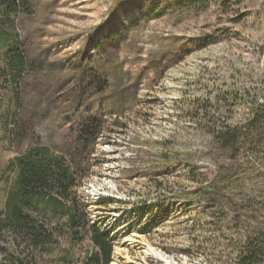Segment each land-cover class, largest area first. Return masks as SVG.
I'll use <instances>...</instances> for the list:
<instances>
[{
    "label": "rangeland",
    "instance_id": "rangeland-1",
    "mask_svg": "<svg viewBox=\"0 0 264 264\" xmlns=\"http://www.w3.org/2000/svg\"><path fill=\"white\" fill-rule=\"evenodd\" d=\"M26 1L16 17L0 8V54L17 34L30 64L23 142L8 141L0 81V187L31 145L73 153L74 126L92 113L103 126L76 157V192L114 239L110 264H232L264 233V148L230 151L217 135L264 99V0ZM65 220L46 216L55 242L40 264H85L95 250ZM2 236L0 260L13 247Z\"/></svg>",
    "mask_w": 264,
    "mask_h": 264
},
{
    "label": "trees",
    "instance_id": "trees-1",
    "mask_svg": "<svg viewBox=\"0 0 264 264\" xmlns=\"http://www.w3.org/2000/svg\"><path fill=\"white\" fill-rule=\"evenodd\" d=\"M26 2L0 0V8L5 17H16ZM14 38L6 51L0 54V81L8 88L14 106L12 115L9 114L10 120L8 114L1 117L11 145L28 137L27 124L17 118V108L21 101V81L30 64L18 35ZM254 105V118L248 119L245 125H225L218 132L217 138L225 149L233 151L241 141L264 148V99ZM102 122L97 115L88 113L74 126L73 153L37 143L9 162L7 169L14 177L11 184L0 187V239L3 233H8L13 247L9 250L1 247L5 252L0 264H40L39 255L51 251L55 242L54 232L45 221L46 216L55 221L66 217L64 225L70 228L73 238L79 239L83 234L90 238L95 250L85 264L112 262L114 239L107 230L90 223L76 192L83 175V168L76 157L83 159L95 145L101 134ZM225 181L224 177L208 185L212 192L217 193ZM257 239L255 244H247L232 264H264V233Z\"/></svg>",
    "mask_w": 264,
    "mask_h": 264
},
{
    "label": "built area",
    "instance_id": "built-area-1",
    "mask_svg": "<svg viewBox=\"0 0 264 264\" xmlns=\"http://www.w3.org/2000/svg\"><path fill=\"white\" fill-rule=\"evenodd\" d=\"M263 101V100H262Z\"/></svg>",
    "mask_w": 264,
    "mask_h": 264
}]
</instances>
